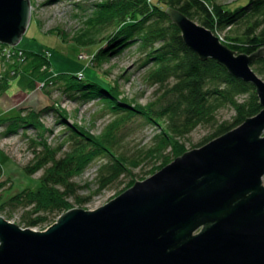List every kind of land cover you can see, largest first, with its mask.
I'll use <instances>...</instances> for the list:
<instances>
[{
	"label": "water",
	"instance_id": "1",
	"mask_svg": "<svg viewBox=\"0 0 264 264\" xmlns=\"http://www.w3.org/2000/svg\"><path fill=\"white\" fill-rule=\"evenodd\" d=\"M186 45L253 84L252 55L237 54L211 30L169 8ZM31 0H0V43L18 46ZM264 108L207 145L94 211L74 208L46 229L0 215V264H264Z\"/></svg>",
	"mask_w": 264,
	"mask_h": 264
},
{
	"label": "trees",
	"instance_id": "2",
	"mask_svg": "<svg viewBox=\"0 0 264 264\" xmlns=\"http://www.w3.org/2000/svg\"><path fill=\"white\" fill-rule=\"evenodd\" d=\"M169 8L180 11L219 36L225 34L224 43L238 55H252L264 47V0H248L245 6L236 8L219 4L217 0H106L98 5V10L87 18L82 35L76 37L77 43L95 44L92 31H100L98 28L107 25L115 26L117 32L110 39L109 47L101 49L96 60L104 63L112 55L138 44L147 65L145 80L150 85L164 88L165 99L142 105L129 100L117 83L105 87L72 74L52 77L46 86L64 81L67 92H78L83 99L97 98L106 109L118 114L100 135H94L77 123H68L64 132L66 137L58 146H52L45 137L49 130L42 122L44 110L27 112L21 109L20 115L0 116V126L9 124V131L32 126L42 134L41 141L30 139L35 157L25 172L32 177L43 170V175L35 188H26L9 201L27 209V228L50 227L58 216L73 208L69 201L72 196L80 203L77 196L80 186L74 179L96 159H108L101 167V191L148 159H165L156 171L169 165L172 159L165 155L166 152L171 148L173 155H183L186 152L183 140L201 125L215 126L221 109L232 107L234 121L218 125L197 148L238 128L263 110L253 84L237 79L214 59L203 61L186 45L182 31L166 12ZM60 35L65 41L67 34L60 32ZM5 46L0 43L1 49ZM23 58V63L15 60L9 68L21 76L23 86L34 90L38 80L50 71L52 62L45 52L26 51ZM252 67L264 79V57L257 59ZM7 75L0 83V96L8 89V80L12 76ZM52 108L67 119L65 111L56 106ZM135 117L153 123L160 133L146 153L130 157L114 148L116 132ZM66 146L68 150L64 151ZM6 206V203L2 204L0 212Z\"/></svg>",
	"mask_w": 264,
	"mask_h": 264
},
{
	"label": "rangeland",
	"instance_id": "3",
	"mask_svg": "<svg viewBox=\"0 0 264 264\" xmlns=\"http://www.w3.org/2000/svg\"><path fill=\"white\" fill-rule=\"evenodd\" d=\"M104 1L106 0H31V25L22 42L16 46L18 48L14 47L16 56L8 58L0 54V83L8 77V73L12 76L11 79L8 78V89L0 96V116H17L20 115L21 109L27 112L44 110L42 122L49 130L45 137L52 146H58L64 140L65 127L68 123L87 127L94 135L104 133L118 114L106 109L97 98L83 99L78 92H67L64 81L45 85L49 79L60 74L77 75L105 87L117 83L129 100L142 105L164 101L165 89H160L158 85H150L145 80L147 65L145 55L138 50V44L112 55L104 63L96 60L99 51L109 47L110 39L117 32L115 26L107 25L98 28L100 31H92L95 44L77 43L76 37L82 35L83 29L87 27V18L92 16L98 10V5ZM217 2L236 8L245 6L248 0ZM60 32L67 34L65 41ZM224 35L223 33L217 35L223 43ZM47 50L52 52L49 57L52 62L50 71H47L44 78L38 80L36 89H27L23 86L25 83L20 81L21 76L16 75V71L9 68V65L15 64V60L23 63L21 53L26 51L44 53ZM54 106L65 111L67 119H63L57 110L52 108ZM23 115H26V112ZM234 117L235 111L232 107L221 109L217 114L215 126L201 125L183 140L185 151L197 149L196 146L206 141L218 125L233 122ZM8 126L9 124L0 126V206L5 203L7 205L0 215L21 228H27L26 219L29 216L27 209L23 205H12L9 201L26 188H35L43 175V170L36 172L32 177L25 172V168L32 164L35 157L30 139L41 141L42 134L32 126L19 127L15 132L9 131ZM158 133L160 130L153 123L142 117H135L116 132L117 143L114 149L130 157L144 154L153 146ZM67 150L68 146L64 148V151ZM165 155L170 156L172 162L183 156L173 155L171 148ZM107 161V158L96 159L74 179L80 186L77 196L81 202L79 203L74 196L70 197L69 201L73 205L71 209L94 211L107 205L135 186L138 181H145L161 171L163 168L158 171L156 169L162 167L165 159L162 157L148 159L139 167L131 169V173L123 175L118 181L99 191L101 167ZM153 170L156 173H153ZM62 215L53 222L56 223ZM45 228L49 227L46 225L32 229L45 231Z\"/></svg>",
	"mask_w": 264,
	"mask_h": 264
},
{
	"label": "built area",
	"instance_id": "4",
	"mask_svg": "<svg viewBox=\"0 0 264 264\" xmlns=\"http://www.w3.org/2000/svg\"><path fill=\"white\" fill-rule=\"evenodd\" d=\"M16 49L18 47H15ZM2 52V56L4 57H8V58H11V57H14L16 56V53H15V50H14V47H11V46H5L3 47V49L1 50ZM22 54V57H24V53H21ZM52 54L51 51H45V55H47L48 57H51L50 55ZM25 58L22 59V61L24 60Z\"/></svg>",
	"mask_w": 264,
	"mask_h": 264
},
{
	"label": "crops",
	"instance_id": "5",
	"mask_svg": "<svg viewBox=\"0 0 264 264\" xmlns=\"http://www.w3.org/2000/svg\"><path fill=\"white\" fill-rule=\"evenodd\" d=\"M1 164V163H0Z\"/></svg>",
	"mask_w": 264,
	"mask_h": 264
}]
</instances>
